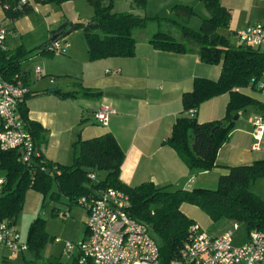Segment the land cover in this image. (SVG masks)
<instances>
[{"label":"trees","instance_id":"obj_1","mask_svg":"<svg viewBox=\"0 0 264 264\" xmlns=\"http://www.w3.org/2000/svg\"><path fill=\"white\" fill-rule=\"evenodd\" d=\"M79 0H33L35 4L61 6L67 2ZM93 9V16L86 24L69 23L84 29V41L89 61L107 58H130L135 54V31L147 27L151 21L159 25L165 20L175 25L172 19L148 18L132 11L117 13L113 11V0H83ZM209 17L204 19L198 31L182 27L185 43L178 42L170 34L158 29L148 42L157 50L189 54L196 53L199 59L209 65H220V76L216 81L196 78L191 91L182 95V110L173 124L170 137L165 141L189 170L197 174L213 169L219 148L226 142L233 124L234 116L248 106L258 102L234 88L246 89L251 80H259L264 74V53L252 47L233 44L223 30L230 23V12L220 5L218 0H204ZM4 20L14 21L34 11L30 0H0ZM131 7L144 9L145 0H133ZM175 14L180 11L186 19L193 14L190 7L176 5ZM6 28V27H5ZM62 40V39H60ZM46 41L40 47H44ZM44 52V51H43ZM26 51L19 47L13 51L0 48V74L7 81L20 70V62ZM27 86V84H25ZM58 93L63 97H75L74 93ZM87 96L95 95L83 91ZM223 93H229L226 115L220 121L199 123L191 111L196 112L206 100ZM19 103L20 118L31 133L36 149L43 128L28 121L24 100ZM262 107V106H261ZM217 127V128H216ZM74 160L71 165H60L35 157L30 167L18 161L17 151L0 150V170L5 172V181L0 193V221L15 223L23 207L24 194L34 189L43 194L54 185L56 190L52 198L63 197L68 205L87 195L92 189L114 188L129 196V215L146 223L152 237L160 248L162 264H169L179 256L186 242L188 230L193 221L180 210L181 205L190 204L200 208L213 222L228 220L243 225L249 233L257 230L264 233V198L250 190L256 180L264 179V160L250 165L229 168V173L220 177L215 190L176 189L156 187L152 183H143L129 187L119 180L123 151L111 133L88 140H77L73 144ZM104 173L97 181L98 174ZM95 174L96 180L89 179ZM44 232L39 224L30 226L27 234L28 249L39 250L43 245ZM49 264H61L51 261Z\"/></svg>","mask_w":264,"mask_h":264},{"label":"crops","instance_id":"obj_2","mask_svg":"<svg viewBox=\"0 0 264 264\" xmlns=\"http://www.w3.org/2000/svg\"><path fill=\"white\" fill-rule=\"evenodd\" d=\"M30 1L34 11L14 21L4 20L0 7V27L2 23L5 24L12 35L26 28L32 29L31 17L37 12L43 13L47 18L51 16L46 25L49 37L57 31L56 27L77 23L74 18L75 1L61 5L60 12L54 10L52 5ZM132 1L113 0V11H132L141 15L150 7L156 6V10H167L179 18L184 17V14L180 11L175 14L173 7L183 5L191 8L192 15L197 13L195 8L198 7L208 13L204 0H145L144 9H133ZM218 2L231 15L228 28L222 31L233 41L231 43L238 44L234 36L237 30L254 24L264 25V0ZM67 13H70V16ZM154 23L158 24L154 20L146 28L135 31L140 38L135 37V54L130 58L89 61L86 45L72 47L69 52L67 50L65 56L42 59L45 62V70L39 78L34 73L36 67L31 71L22 66V58L19 73L13 80L20 78L32 94L24 100L23 106L27 120L38 123L43 128L37 153L51 163L71 165L74 160L73 144L77 140H88L111 133L124 154L119 180L126 186L152 183L156 187H166L170 190H215L220 177L227 175L229 168L264 160V138L260 150L251 148L254 143V126L250 122L253 117H264V93L254 87L241 91L258 104L248 106L235 115L237 120L233 118L228 138L216 154V166L208 171L193 173L165 141L170 137L173 124L181 113L183 93L192 90L196 78L216 81L220 76L221 67L203 63L196 53L176 54L155 49L148 42L150 37L143 33ZM46 41H49V38ZM252 49L264 53V48ZM7 50L10 51L8 48ZM69 67L74 70H68ZM259 81L264 83V74ZM49 88H55L57 92L49 93ZM85 90L95 95L87 96L83 93ZM58 91L74 93L75 97L63 98ZM229 98V93H223L206 100L194 113V117L199 123L222 120L226 115ZM101 105L115 110L106 126L97 123L93 116L94 111ZM18 118L22 121L19 111ZM0 179L5 181V177ZM2 187L3 185H0L1 191ZM180 210L213 237H219L229 231L230 224L238 225L228 220L213 222L197 207L189 204L181 205ZM219 223L222 225H218ZM209 228L214 231L209 232ZM247 238L248 232L245 231L242 238H237L236 241L233 239V245L241 246ZM26 240L27 238L23 239ZM2 249L5 250L0 246V264L5 258Z\"/></svg>","mask_w":264,"mask_h":264},{"label":"built area","instance_id":"obj_3","mask_svg":"<svg viewBox=\"0 0 264 264\" xmlns=\"http://www.w3.org/2000/svg\"><path fill=\"white\" fill-rule=\"evenodd\" d=\"M26 0H22L25 3ZM11 32L0 27V48L5 50V40ZM234 36L241 45L264 48V25L254 24L237 30ZM69 44L58 40L49 42L43 51L64 54ZM37 78L42 74L39 67L34 69ZM256 88L264 93V83L251 80L248 88ZM243 89L234 88L235 92ZM29 93V88L20 78L5 80L0 74V150L17 151L18 161L30 167L38 157L34 139L23 121L18 118V106ZM191 111V116H194ZM115 110L101 105L94 111L97 123L106 126ZM254 126L252 150L261 149L264 138V117L250 119ZM89 179L96 180L91 173ZM4 181L0 179V185ZM88 213L86 235L80 243L82 258L77 264H162L160 248L152 237L149 226L129 215L130 199L121 190L114 188L92 189L87 195L76 200ZM55 215L60 220L69 217L68 211L57 210ZM60 242L59 239L55 240ZM0 246L13 254H23L28 244L22 240L20 231L9 220L0 221ZM74 245L65 243L64 252L71 253ZM169 264H264V233L252 230L247 241L241 246L233 245V232L226 231L219 237H213L197 224L190 226L186 242L179 256Z\"/></svg>","mask_w":264,"mask_h":264},{"label":"rangeland","instance_id":"obj_4","mask_svg":"<svg viewBox=\"0 0 264 264\" xmlns=\"http://www.w3.org/2000/svg\"><path fill=\"white\" fill-rule=\"evenodd\" d=\"M74 7L76 11L74 18H76L77 23L86 24L93 16L92 7L83 0L75 1ZM52 8L58 12L61 11L60 6H52ZM156 8V6L150 7L148 10L142 12L141 15L147 17L156 16L162 19H172L176 21V24H169V22L165 20L161 22L160 26L154 23L150 26L149 30L147 29L146 31H143L144 35L147 37H150L157 29H160L162 32L170 34L178 42L185 43L182 36V27H188L193 31H198L202 21L209 17V14L203 11L201 7L195 8L197 13L187 17L186 19L174 17L168 13L167 10H156ZM67 15L70 16V13H67ZM50 17L51 16L47 18V16L41 12L34 13L31 17L33 22L32 29L26 28L24 31L17 32L14 35H7L4 43L6 48L13 51L22 47L27 52L22 65L24 68H28L33 71V69L38 66L42 72H44L45 62L42 59H45V57L53 59L56 56L60 57L67 55L65 53H46L43 52V47H40L45 43V40L49 38L50 34L46 31V25L51 19ZM4 25L5 24L2 23L1 26L5 27ZM59 27L60 26L56 27V29ZM135 37L139 39L140 35L135 34ZM62 39V41H66L70 45L68 52L72 47H84L85 41L83 27L80 26L74 31L65 34ZM231 42L233 41L231 40ZM68 70L74 69L73 67H69ZM103 176L104 173L100 172L98 174L97 181L102 179ZM3 177H5V172L0 170V178ZM55 190L56 188L54 185L45 194L34 189H28L24 194L23 207L18 213L15 221V226L22 233L23 239L27 238L28 230L31 225L39 224L45 234L42 247L39 250L35 247H31L23 254H13L6 249H2L5 258L1 264H49L54 260L61 264H77V262L80 261L82 255H80L79 246L86 235L88 213L80 205H68L63 197L52 198L51 193ZM250 190L259 197L264 198V179L256 180L253 184H251ZM198 209L201 213H204L200 208ZM57 210L68 211L69 217L66 220H60L55 215ZM220 224L221 223L218 225ZM230 226V230L233 232V239L235 241L237 238L240 239L244 236L246 231L245 226H232V224H230ZM209 229V232L214 231L212 228ZM56 239H59L60 242H56ZM67 242L74 245V250L71 253L64 252V246Z\"/></svg>","mask_w":264,"mask_h":264},{"label":"water","instance_id":"obj_5","mask_svg":"<svg viewBox=\"0 0 264 264\" xmlns=\"http://www.w3.org/2000/svg\"><path fill=\"white\" fill-rule=\"evenodd\" d=\"M76 29L75 26H68V24H63L61 25L55 33H53L49 37L50 42H56L58 41L64 34H68ZM49 93H55L57 92V89L55 88H49L48 89ZM234 120H237V116L234 117ZM217 128V127H216Z\"/></svg>","mask_w":264,"mask_h":264}]
</instances>
